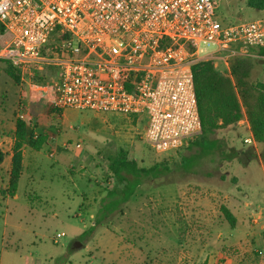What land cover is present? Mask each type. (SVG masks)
Returning <instances> with one entry per match:
<instances>
[{"label":"rangeland","instance_id":"rangeland-1","mask_svg":"<svg viewBox=\"0 0 264 264\" xmlns=\"http://www.w3.org/2000/svg\"><path fill=\"white\" fill-rule=\"evenodd\" d=\"M247 1L214 0L221 25L264 18V10L248 7ZM5 68L0 62V136L9 141L0 149L11 151L17 118L27 121L32 138L58 134L55 142H69L71 149H59L50 156L48 147L35 151L31 144L26 146L32 177L21 178L15 197L1 193L6 176L0 173V264H185L184 249L178 245L189 228L185 224L196 216L189 215L190 205H185L186 194L180 188L208 196L217 208L240 179L244 190H264L258 162L260 157L264 163V144L253 146L257 157L243 165L245 170L228 154L233 148L246 150L252 145L243 143L231 129L208 135L218 143L213 151L207 138L200 136L188 147L159 154L144 139L146 114L74 108L49 112L48 104H34L28 88L17 85ZM262 80L264 61L256 60L251 81ZM76 148L80 149L76 152ZM119 154L136 160L139 167L162 165L142 178L143 184L128 202L106 214L101 207L117 182L109 170V158ZM173 222L180 227L178 241L173 240ZM197 229L193 223L192 230ZM59 233L64 235L56 241Z\"/></svg>","mask_w":264,"mask_h":264},{"label":"built area","instance_id":"built-area-1","mask_svg":"<svg viewBox=\"0 0 264 264\" xmlns=\"http://www.w3.org/2000/svg\"><path fill=\"white\" fill-rule=\"evenodd\" d=\"M263 47L264 18L222 26L214 0H0V62L20 85L58 110L146 114L159 154L202 135L193 65Z\"/></svg>","mask_w":264,"mask_h":264},{"label":"trees","instance_id":"trees-1","mask_svg":"<svg viewBox=\"0 0 264 264\" xmlns=\"http://www.w3.org/2000/svg\"><path fill=\"white\" fill-rule=\"evenodd\" d=\"M247 4L250 8L264 10V0H248ZM253 51L260 57H235L231 60L233 80L219 72L211 61H200L193 65V76L202 121V137L236 125L243 116L242 106H244L255 141L258 144H264V80L251 81L254 62L256 60L264 61V47L253 49ZM5 72L17 85L21 83L19 71L11 65H6ZM47 107L49 112L58 111L50 103ZM13 138L9 180L7 187L1 190L3 195L9 197H14L18 192L24 170V149L26 146L30 147L31 144L34 150H41L47 141V135L38 134L35 137L34 134L32 138L28 134L27 121L17 118ZM195 143L197 144V141ZM212 146L210 151L217 147L216 144ZM6 155L0 149V166ZM256 157L257 153L254 147L246 150L233 148L228 154L230 160L236 159L244 166ZM161 165L156 164L150 168L139 167L136 160L127 159L125 154L109 158V170L117 182L107 193L106 199L109 200L104 202L105 205L101 207L102 212L110 214L119 209L121 204L126 203L134 196L140 176L157 171ZM221 211L229 225L234 228L236 218L233 214L225 206L221 207Z\"/></svg>","mask_w":264,"mask_h":264},{"label":"crops","instance_id":"crops-1","mask_svg":"<svg viewBox=\"0 0 264 264\" xmlns=\"http://www.w3.org/2000/svg\"><path fill=\"white\" fill-rule=\"evenodd\" d=\"M212 62L219 72L233 80L231 75V64L230 68H227L220 61ZM30 99L34 102V104L39 101H44L45 104H49L43 96L35 97L31 94ZM242 115L241 120L236 125L224 130H217L215 133L226 131L228 129L234 130L239 135L240 140H243V143H245L244 140L247 138L252 139L253 143L248 145L255 147L258 143L255 141L251 132L246 108L244 106H242ZM134 118H137V120L139 119L138 117ZM14 130L15 127L13 128V132ZM243 132H247L249 134L243 137ZM215 133L208 135H214ZM57 137L58 134H56L55 137H52L49 132L47 141L42 147V149L44 147L51 149L50 156L51 154L54 155L57 153L59 149H71L69 142H55ZM202 138L203 137L201 136V139ZM207 140L211 145L218 144L216 139H211L209 137ZM8 141L9 140H7L6 137L0 136V148L8 143ZM12 142L14 143L13 136L10 137V145ZM12 147L10 146L11 151H9V153H6L1 149L7 154L3 164L0 166V173L3 176H6L5 188L8 184L9 172L11 169V159L13 154ZM78 149L80 148H76L75 151L77 152ZM26 152L27 151L25 149L23 160L24 170L21 178L26 177L27 179H31L32 169L30 168L32 167H30V165L26 162ZM30 157L31 156H29V158ZM7 161L8 164L6 166L5 164ZM258 162L261 165L262 173H264V163L260 157H258ZM240 169L245 170L241 164ZM3 171L6 174H3ZM150 174H142L140 176V182L137 185L136 191L140 188L141 184H143L142 178L147 177ZM154 176L155 175L153 174V179ZM241 182L242 180L240 179L239 183L235 185L231 191H228L224 195V201L221 203L220 208H217V204L211 205L209 203L208 196H203V194L197 195L196 193H193L197 191H194L192 188L188 189V191H183L179 187L180 190L186 194V197L184 198V201H186L185 205H187V203L190 205V212H188L189 215L196 216L194 222L188 220L189 224H185L186 228L187 226L189 228L187 231L185 229L186 233L183 241H181L178 245V247L184 249L183 252H181V259H183L182 261L185 264H264V190L257 187H250L247 190H244ZM90 186L92 187L93 185ZM203 191L204 190H201L200 193ZM222 206H225L236 218V225L234 228L229 225L227 220L219 212L221 211ZM193 223L194 226H199V229H197L196 232L192 230ZM171 226L175 234L173 240L178 241L180 238H178L179 236H177V234L178 232L180 233V231H178L180 227L177 222H173ZM227 226L231 227V231L227 230ZM160 260L161 258H159L158 261ZM158 263L162 264L160 262Z\"/></svg>","mask_w":264,"mask_h":264}]
</instances>
